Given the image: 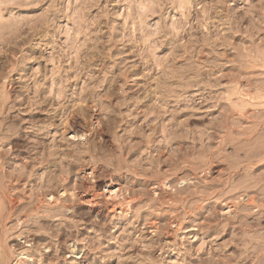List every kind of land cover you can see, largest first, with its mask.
Returning <instances> with one entry per match:
<instances>
[{
  "label": "rangeland",
  "instance_id": "rangeland-1",
  "mask_svg": "<svg viewBox=\"0 0 264 264\" xmlns=\"http://www.w3.org/2000/svg\"><path fill=\"white\" fill-rule=\"evenodd\" d=\"M263 90L264 0H0L16 251L30 264H264ZM81 108L88 144L66 134ZM110 183L135 199L129 213L82 202ZM62 189L69 209L40 204Z\"/></svg>",
  "mask_w": 264,
  "mask_h": 264
},
{
  "label": "bare ground",
  "instance_id": "bare-ground-1",
  "mask_svg": "<svg viewBox=\"0 0 264 264\" xmlns=\"http://www.w3.org/2000/svg\"><path fill=\"white\" fill-rule=\"evenodd\" d=\"M9 66L11 68L14 65L10 64ZM5 80H7V79H5ZM5 83H6V81H5ZM5 86H6V84H5ZM263 94H264V90H263ZM3 95L7 99V101L10 100V93L7 92L6 89L4 90ZM2 102L4 105L7 103L5 100ZM262 104H264V102H262ZM93 108H94V106H91V109H93ZM78 110H77V112L74 111V113L71 114L73 119L69 121V126L66 128V134L68 137H70L71 140H78L81 142L85 139L84 143L88 144V133L91 132V129H87V127L84 124V119L80 120V118H79V116L82 115L83 109L81 108ZM95 121L96 120H93L91 122L90 126H93L94 125L93 122H95ZM101 125H102V123L98 122L97 126H99V127L97 130H98V134L101 137H103L105 135V128L101 127ZM258 126H264V116L260 119ZM258 126H256L255 128H252V130L257 131ZM230 137L233 138L232 133L230 134ZM263 147H264V144H263ZM89 151H90V148H89ZM260 162H264V151L259 156L258 163H260ZM252 166H254V165H252ZM132 172L135 175H137L136 171H132ZM88 174L91 175L92 178H94L96 176V169L94 167L91 168V170L89 171ZM66 177H67V175H65V174H63L61 176L62 182L63 181L65 182V180L67 179ZM86 188L90 189L91 187L87 186ZM65 194H66L65 189H62L60 191V193H58L57 195L50 193V194H48V197H49L48 201L45 200L47 198V195L45 197L40 196L39 197L40 204L42 202L45 203L48 210H53V209H57V208L59 209L61 207H65L66 209H69L68 207H66V204H65V199H64ZM81 198H82V202L85 204H88L91 207V209L93 208V206H97V205L101 206V207L104 206L107 210H110L113 213H116L118 211H123V212L125 211V212L129 213V207L135 201V199L133 197L128 196L124 192H122V190L117 189L114 183H110L109 185H107L106 188L104 189V191L101 192V195L99 193H92L91 190H89V195L88 196L82 195ZM241 202L243 203V200ZM244 205L254 207L255 199L254 198H250V199L248 198V200L245 202ZM259 205L261 207H264V201L262 203L258 204V207H259ZM241 207H239V210ZM14 208H15V201L9 200V196L7 194H5V191L3 190V188L1 187V184H0V264H30L31 263L30 262V260H31L30 253L28 251H16L14 245L12 244L15 241H19V240L23 239V233L19 234V232H17V233L14 232L18 229V227L10 228V229L8 228L9 223L12 221V217L15 214ZM41 209H42V206L38 204L36 209L30 210L31 212L30 211L29 212L31 213L32 216L37 218L38 216H40L42 214ZM126 209H127V211H126ZM227 209H228V211H231V209H233V206L228 205ZM31 215H29V217ZM25 217L27 219L28 215ZM35 218L33 220H35ZM16 221H17V224H19L18 226H20L22 223V219L18 218ZM26 223H27V221H26ZM151 227L154 228L155 226L152 224ZM68 249H70V252L73 255H75L77 259L82 258L81 256H79L80 252L76 251L74 244L72 246H69Z\"/></svg>",
  "mask_w": 264,
  "mask_h": 264
}]
</instances>
